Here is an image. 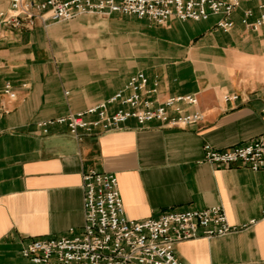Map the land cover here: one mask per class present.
<instances>
[{"label":"crops","instance_id":"crops-1","mask_svg":"<svg viewBox=\"0 0 264 264\" xmlns=\"http://www.w3.org/2000/svg\"><path fill=\"white\" fill-rule=\"evenodd\" d=\"M9 1L0 0V10ZM246 8L251 20L258 16L255 3L242 4L228 33L214 27L216 16L155 25L118 14L0 29V89L9 83L15 92L14 99L0 94L8 109L0 115V264H25L19 251L35 237L80 230L87 170L115 175L129 219L220 206L238 230L176 243L182 264H264V171L202 161L204 145L243 144L264 128V79L235 75L241 60L257 68L264 62V26L246 30L240 23ZM130 17L141 22V33L113 27ZM137 72L157 83L159 101L195 95L201 121L163 128L130 119L80 140L64 126L46 135L37 130L39 121L109 98Z\"/></svg>","mask_w":264,"mask_h":264},{"label":"built area","instance_id":"built-area-1","mask_svg":"<svg viewBox=\"0 0 264 264\" xmlns=\"http://www.w3.org/2000/svg\"><path fill=\"white\" fill-rule=\"evenodd\" d=\"M244 3H255L242 11L240 23L255 32L264 26V0H10L0 10V29H32L36 24L67 21L81 15L118 14L164 25L171 19L203 21L216 16L214 27L228 33L233 15ZM157 83L148 84L142 72L131 75L123 88L84 111L39 121L37 130L46 135L51 127L64 126L80 140L93 131H111L132 119L140 127L155 121L163 128H185L201 121L193 94L157 99ZM9 99L15 92L9 83L0 89ZM234 100L236 96H224ZM111 109H113L111 111ZM8 109L0 103V115ZM264 122V103L260 110ZM202 161L215 167H245L264 171V128L254 139L224 149L203 146ZM83 224L63 237H35L24 244L20 257L25 264H182L174 256L176 243L199 237H220L238 228L227 222L220 206L201 210H166L155 218L125 216L114 174L87 170L81 175Z\"/></svg>","mask_w":264,"mask_h":264},{"label":"rangeland","instance_id":"rangeland-1","mask_svg":"<svg viewBox=\"0 0 264 264\" xmlns=\"http://www.w3.org/2000/svg\"><path fill=\"white\" fill-rule=\"evenodd\" d=\"M75 18H73V19H75ZM121 22L122 23L118 22V24H121V25H113V27H117L119 32H121L122 34H126V33L139 34L142 31L141 22L137 21L131 17L127 18L126 20H123ZM238 64L236 67V74H235L236 76L248 77L250 79L255 77V76L256 77L259 76V77H262L264 79V62L260 68H257L255 66H253L252 63L244 61V60L239 61Z\"/></svg>","mask_w":264,"mask_h":264}]
</instances>
